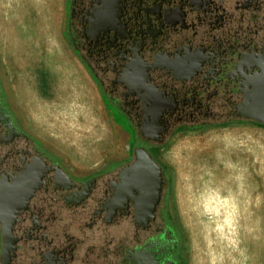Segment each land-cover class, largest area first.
Instances as JSON below:
<instances>
[{
  "label": "flooded vegetation",
  "instance_id": "af4514ba",
  "mask_svg": "<svg viewBox=\"0 0 264 264\" xmlns=\"http://www.w3.org/2000/svg\"><path fill=\"white\" fill-rule=\"evenodd\" d=\"M66 33L137 144L119 166L76 176L0 91V264H180L159 145L179 127L264 128V0H67ZM139 155L160 168L146 195Z\"/></svg>",
  "mask_w": 264,
  "mask_h": 264
},
{
  "label": "rangeland",
  "instance_id": "374dc122",
  "mask_svg": "<svg viewBox=\"0 0 264 264\" xmlns=\"http://www.w3.org/2000/svg\"><path fill=\"white\" fill-rule=\"evenodd\" d=\"M66 2L0 0V57L10 50L27 71H86L66 33ZM128 144L135 148L137 140ZM158 154L171 175L180 264H264V128L183 129Z\"/></svg>",
  "mask_w": 264,
  "mask_h": 264
},
{
  "label": "crops",
  "instance_id": "0c3cea01",
  "mask_svg": "<svg viewBox=\"0 0 264 264\" xmlns=\"http://www.w3.org/2000/svg\"><path fill=\"white\" fill-rule=\"evenodd\" d=\"M0 81L18 125L76 176L104 171L129 157L131 137L113 120L90 71H27L6 50ZM114 128L122 139L114 138Z\"/></svg>",
  "mask_w": 264,
  "mask_h": 264
},
{
  "label": "water",
  "instance_id": "95a60500",
  "mask_svg": "<svg viewBox=\"0 0 264 264\" xmlns=\"http://www.w3.org/2000/svg\"><path fill=\"white\" fill-rule=\"evenodd\" d=\"M256 118L264 121L263 118ZM131 169H133L134 172L138 174V178L141 182L142 189L145 195L148 194V191H151L152 189L160 188V168L156 164V162L149 156L146 155L145 157L139 155L138 160L135 162Z\"/></svg>",
  "mask_w": 264,
  "mask_h": 264
},
{
  "label": "trees",
  "instance_id": "16d2710c",
  "mask_svg": "<svg viewBox=\"0 0 264 264\" xmlns=\"http://www.w3.org/2000/svg\"><path fill=\"white\" fill-rule=\"evenodd\" d=\"M0 91H1V94H2V98L4 99L5 103L7 104L6 102V96L4 94V91H3V88H2V84H1V81H0ZM8 106V105H7ZM232 121H226V122H223V123H211V124H221V125H228L230 124ZM209 124V125H211ZM208 125V124H207ZM207 125H193V126H190V127H179L177 130H183V129H200V128H203V126H207ZM168 142V140L166 141V143ZM166 143L162 144V145H159V148L163 147L164 145H166ZM120 165V163H119ZM117 165V166H119Z\"/></svg>",
  "mask_w": 264,
  "mask_h": 264
},
{
  "label": "bare ground",
  "instance_id": "6f19581e",
  "mask_svg": "<svg viewBox=\"0 0 264 264\" xmlns=\"http://www.w3.org/2000/svg\"><path fill=\"white\" fill-rule=\"evenodd\" d=\"M228 201V200H227ZM213 208V207H212Z\"/></svg>",
  "mask_w": 264,
  "mask_h": 264
}]
</instances>
